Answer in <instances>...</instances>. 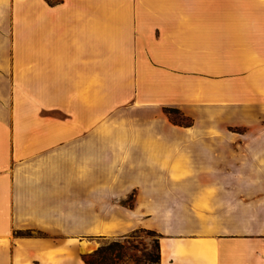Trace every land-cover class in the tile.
<instances>
[{
	"label": "crops",
	"instance_id": "1",
	"mask_svg": "<svg viewBox=\"0 0 264 264\" xmlns=\"http://www.w3.org/2000/svg\"><path fill=\"white\" fill-rule=\"evenodd\" d=\"M140 229L264 264V0H0V264Z\"/></svg>",
	"mask_w": 264,
	"mask_h": 264
},
{
	"label": "trees",
	"instance_id": "2",
	"mask_svg": "<svg viewBox=\"0 0 264 264\" xmlns=\"http://www.w3.org/2000/svg\"><path fill=\"white\" fill-rule=\"evenodd\" d=\"M165 113L168 115L170 120L177 125H188L186 120L179 111L173 109H165ZM140 231H147L151 234L156 235L157 240L155 242V254L153 256H145L144 260H140L135 255H130V251L138 250V248L131 244L130 239L132 236H123L118 241H111L107 244L100 246L95 252L85 256L83 258L84 264H160L161 263V247L160 240L161 236L149 230H136L132 232V235L137 234Z\"/></svg>",
	"mask_w": 264,
	"mask_h": 264
},
{
	"label": "rangeland",
	"instance_id": "3",
	"mask_svg": "<svg viewBox=\"0 0 264 264\" xmlns=\"http://www.w3.org/2000/svg\"><path fill=\"white\" fill-rule=\"evenodd\" d=\"M129 202L131 203V200H129ZM129 232L126 234L128 236H132V238L130 239L129 242H131L132 245L136 246L138 248V250H135L133 252L130 251L128 257H130V255H135L140 260L145 261L144 260L145 256H149V255L153 256L155 254V242L157 240L156 235L151 234L147 231H140L135 235H132L131 231H129ZM121 237H123V236L117 235V236H109V237H100V238L93 241L94 247L89 248V249H92L93 252H95L100 246H102L104 244H107L111 241L123 240V239H120ZM86 247L87 246H85V248ZM83 252H89V251L86 248V249H83L81 253H83ZM93 252H91V253H93ZM80 256H82V258H84L87 255H80Z\"/></svg>",
	"mask_w": 264,
	"mask_h": 264
},
{
	"label": "bare ground",
	"instance_id": "4",
	"mask_svg": "<svg viewBox=\"0 0 264 264\" xmlns=\"http://www.w3.org/2000/svg\"><path fill=\"white\" fill-rule=\"evenodd\" d=\"M88 251H89V252H93V250H92V249H88Z\"/></svg>",
	"mask_w": 264,
	"mask_h": 264
}]
</instances>
